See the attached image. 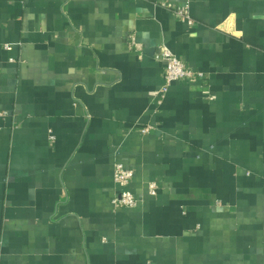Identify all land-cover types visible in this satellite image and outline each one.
Here are the masks:
<instances>
[{
  "label": "crops",
  "instance_id": "obj_1",
  "mask_svg": "<svg viewBox=\"0 0 264 264\" xmlns=\"http://www.w3.org/2000/svg\"><path fill=\"white\" fill-rule=\"evenodd\" d=\"M162 47L203 77L165 88ZM0 243V264H264V0H0Z\"/></svg>",
  "mask_w": 264,
  "mask_h": 264
},
{
  "label": "built area",
  "instance_id": "obj_2",
  "mask_svg": "<svg viewBox=\"0 0 264 264\" xmlns=\"http://www.w3.org/2000/svg\"><path fill=\"white\" fill-rule=\"evenodd\" d=\"M177 13L182 16V18L185 19L187 22L192 23L187 8H180L177 10ZM130 47L134 50H141L140 45L137 44L136 39L134 37H131ZM7 49H10V47H8ZM155 58L156 60L161 61L166 65L165 88L180 81L195 80L196 78L203 77L202 73L188 70L187 65L183 61L178 59L170 50L165 47L161 48L160 52L156 54ZM1 115L7 116V113H2ZM147 132L148 130L143 131V133ZM133 179L134 170L126 168L121 164L115 166L114 181L119 186L120 191L112 201V205L114 208H135L140 204L141 200H139L129 190V186ZM148 191L151 196L155 197L158 192L157 183H150Z\"/></svg>",
  "mask_w": 264,
  "mask_h": 264
}]
</instances>
